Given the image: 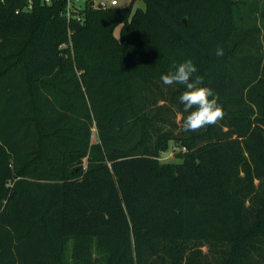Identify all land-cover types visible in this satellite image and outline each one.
<instances>
[{
    "label": "trees",
    "instance_id": "obj_1",
    "mask_svg": "<svg viewBox=\"0 0 264 264\" xmlns=\"http://www.w3.org/2000/svg\"><path fill=\"white\" fill-rule=\"evenodd\" d=\"M136 1L0 0V264H264V0Z\"/></svg>",
    "mask_w": 264,
    "mask_h": 264
},
{
    "label": "clouds",
    "instance_id": "obj_2",
    "mask_svg": "<svg viewBox=\"0 0 264 264\" xmlns=\"http://www.w3.org/2000/svg\"><path fill=\"white\" fill-rule=\"evenodd\" d=\"M215 55L223 56L224 49L216 48ZM174 71L161 76L164 85L179 84L185 86L179 101L183 111L187 113L182 117L181 126L185 132L199 131L210 125L218 124L225 112L218 102L214 90L204 86V77L196 75L198 69L192 59H187L174 66Z\"/></svg>",
    "mask_w": 264,
    "mask_h": 264
},
{
    "label": "rangeland",
    "instance_id": "obj_3",
    "mask_svg": "<svg viewBox=\"0 0 264 264\" xmlns=\"http://www.w3.org/2000/svg\"><path fill=\"white\" fill-rule=\"evenodd\" d=\"M74 1L76 2V4L78 6H84L85 3H86V0H74ZM95 1H99V0H95ZM131 1L132 0H120V4L128 6V5H130ZM138 6H144V2L141 1V0H137L135 2L134 8H136ZM115 32H116L117 35H119L120 27H117ZM179 152H184V150L183 149L180 150L178 148V145L174 141H172L170 143L169 148L166 151L162 152L161 159L163 161H176V162H179L181 160V158L178 156ZM73 244H74V239L73 238H69V240L67 242V251H66L68 258H70V252H71V249L73 247ZM95 253L96 254L98 253L97 248H95Z\"/></svg>",
    "mask_w": 264,
    "mask_h": 264
},
{
    "label": "built area",
    "instance_id": "obj_4",
    "mask_svg": "<svg viewBox=\"0 0 264 264\" xmlns=\"http://www.w3.org/2000/svg\"><path fill=\"white\" fill-rule=\"evenodd\" d=\"M45 1L49 3L53 0H45ZM67 1H68V14H70L71 7L76 2L74 0H67ZM91 5L94 8H108L110 6L120 5V0H99V1L92 0ZM182 149L185 150L186 148L183 147Z\"/></svg>",
    "mask_w": 264,
    "mask_h": 264
}]
</instances>
